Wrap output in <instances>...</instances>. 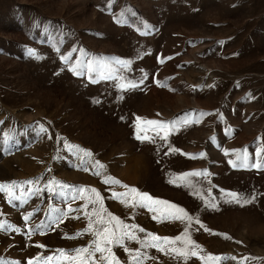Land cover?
<instances>
[{"label": "rangeland", "instance_id": "rangeland-1", "mask_svg": "<svg viewBox=\"0 0 264 264\" xmlns=\"http://www.w3.org/2000/svg\"><path fill=\"white\" fill-rule=\"evenodd\" d=\"M61 56L71 59L65 63ZM77 62L83 75L70 71ZM121 62L131 63L126 68ZM120 76L139 87L121 92L113 79ZM201 112L211 115L199 117ZM192 113L200 122L179 127L166 141L150 130L154 143L136 138L137 116L175 121ZM0 122V183L37 181L17 187L20 199L11 203L0 192L5 264H29L91 243L89 233L66 238L88 226L84 212L68 206L82 209L86 202L65 199L74 189L59 184V195L48 192L52 180L97 189L108 212L147 233H183L180 221L158 222L148 209L114 200L113 191L126 189L102 183L105 176L198 218L210 230L195 222L189 230L201 256L235 257L222 264H264V169L229 163L236 160L231 150L243 148L250 164L264 160V0H0ZM201 153L203 158H191ZM95 161L106 166L100 176L93 174ZM203 170L211 175L190 177L191 188L170 183ZM36 187L43 191L29 194ZM197 190L203 200L193 194ZM229 192L251 202H229ZM41 224L45 234L37 229ZM126 244L145 253V264H185L173 254ZM113 252L128 264L123 248ZM186 264L205 262L191 257Z\"/></svg>", "mask_w": 264, "mask_h": 264}, {"label": "snow or ice", "instance_id": "snow-or-ice-1", "mask_svg": "<svg viewBox=\"0 0 264 264\" xmlns=\"http://www.w3.org/2000/svg\"><path fill=\"white\" fill-rule=\"evenodd\" d=\"M120 22V21H118ZM59 51V48L56 49ZM29 55L35 56V50L29 49ZM37 59L41 57L37 56ZM61 59L67 63L71 57L61 56ZM124 64V67H129L131 62H121ZM82 65L77 62L75 66L70 68L76 75H83L82 72L78 71V69ZM89 72L95 71V66L93 63H88L86 65ZM107 78V77H106ZM117 79V87L121 92L134 89L139 87V84L128 80L126 77L120 76ZM142 83V81H141ZM159 83V82H158ZM160 86H166L161 84ZM123 99V96L120 97ZM98 102V101H97ZM205 115H211V113H199V117H203ZM188 116H192L193 119H188ZM200 119L196 118V114H187L186 117L175 120V121H160V120H147L141 118L139 116L136 117L135 129H136V138L138 140L144 141L148 140L150 142H155L153 137H150L147 133L148 131H152L155 133L157 137L161 140L166 141L168 136L177 131L179 127H186L191 123H199ZM2 123V122H0ZM41 132H47V129L42 125L40 126ZM143 133V135L141 134ZM51 138V137H49ZM69 149H74L77 155H82L84 158H92L93 154L90 150L83 149L78 145H66ZM172 152L179 151L177 149H171ZM225 155H229V150H224ZM231 154H234L236 160H230L229 163L233 167H253L257 169H264V160L257 159L255 163H249V153L247 148L243 149H233L231 150ZM259 157V153L257 154ZM205 156L204 153L198 154L196 156H192L191 158H203ZM239 161V165L237 164ZM94 175L100 176L103 172L106 171V166L101 164L99 161H95L93 164ZM83 170L88 171V168H84ZM211 173L206 170L196 171L191 173H183L176 179L170 180V183H178L185 187H193L192 181L190 177L193 176H202L207 179ZM27 185H36L37 181L29 180L22 182ZM21 182L12 181L10 183H0V192H3L7 195L9 202L11 203L13 200L20 199L14 193V190L17 187H22ZM102 183L109 185H119L120 187L126 189L125 192H112V198L122 203L125 207H142L146 208L149 211L153 212V219L158 222H164L165 220L172 221H180L185 224V229L183 233L177 237H160L154 233H147L146 230L140 228L138 225L127 224L122 221L119 217L114 216L112 213L108 212L107 208L104 205V197L101 193L92 187L86 186H70L67 184L60 183L58 181L52 180L46 186V190L54 195H59L60 193H56L54 185L59 184L61 189H74L73 194L70 197H65V199L75 200H84L86 203L82 209H72L71 206H68V211H83L86 218L88 219V226L82 232L77 233L74 236L66 237L70 239H76L84 235L85 233L91 234L93 237L90 244L85 247L75 248L71 250L66 249H57L55 252L58 255L48 256L46 258H35V261H29V264H121V261L118 257H116L113 252V247L123 248L124 251L129 256L128 264H145V253L141 252L140 248L131 249L126 244V241H134L138 243L141 248H155L158 251H164L170 254H173L177 257L182 258L185 261L191 257H196L205 262V264H222L223 260L227 259H235V257H221V256H213L209 254L207 257L201 256L200 252L203 251L200 245H198L194 240L191 239L190 229L192 227L193 222L200 225L201 228H204L205 231H210L207 229L202 222L190 215L186 210L180 208L179 206L172 204L168 201H163L158 198L152 197L150 194L141 192L139 189L135 187L128 186L123 184L121 181L117 180L114 177L105 176L102 179ZM43 191L39 187L35 188V193L29 194H38ZM198 196L202 200L204 199L203 194L197 190L193 193ZM226 196L230 198L229 202H235L238 204L250 203L251 200H245L240 194L229 192L226 193ZM254 199V197H253ZM207 207L215 208L216 204L213 201H205ZM91 204L95 207L92 208L91 212L87 210V206ZM53 212L61 213L62 209L54 208ZM31 213L24 216L25 222H27L31 218ZM66 217V213L57 217L55 223L58 224L62 222V220ZM93 217L95 219H93ZM79 219V217H74ZM6 225L0 223V230H5ZM37 229H39L40 234H45V226L43 224L38 225ZM13 231H18L19 229H12ZM138 233H145L144 237H140ZM31 235V232L29 233ZM225 235V238H228ZM179 245V246H178ZM38 247H44L43 245H37ZM97 253L100 254L99 259H97ZM0 264H5L4 261L0 260ZM14 264H19V262H14Z\"/></svg>", "mask_w": 264, "mask_h": 264}]
</instances>
